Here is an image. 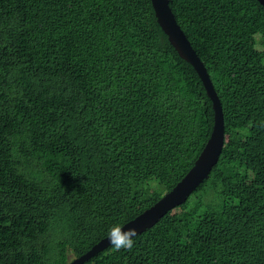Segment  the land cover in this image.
Masks as SVG:
<instances>
[{
    "label": "trees",
    "instance_id": "obj_1",
    "mask_svg": "<svg viewBox=\"0 0 264 264\" xmlns=\"http://www.w3.org/2000/svg\"><path fill=\"white\" fill-rule=\"evenodd\" d=\"M169 1L222 103L225 147L131 249L85 264H264V8ZM213 126L151 0H0V264L86 254L173 190Z\"/></svg>",
    "mask_w": 264,
    "mask_h": 264
},
{
    "label": "water",
    "instance_id": "obj_2",
    "mask_svg": "<svg viewBox=\"0 0 264 264\" xmlns=\"http://www.w3.org/2000/svg\"><path fill=\"white\" fill-rule=\"evenodd\" d=\"M264 8V0H257ZM156 19L162 31L168 37L170 44L177 51L181 59L189 63L200 77L208 97L213 104L214 126L212 134L192 169L173 188L166 193L155 205L147 209L134 220L125 224L124 231L135 229L136 236L153 228L170 211L185 203L191 195L210 177L214 167L218 164L225 147V119L222 103L213 85L210 75L194 50L191 42L178 24L169 0H151ZM135 236V237H136ZM108 237L101 240L89 252L75 258L69 264H85L94 256L110 247Z\"/></svg>",
    "mask_w": 264,
    "mask_h": 264
},
{
    "label": "clouds",
    "instance_id": "obj_3",
    "mask_svg": "<svg viewBox=\"0 0 264 264\" xmlns=\"http://www.w3.org/2000/svg\"><path fill=\"white\" fill-rule=\"evenodd\" d=\"M135 229L124 231L119 225L112 226L108 231V239L111 246L119 251L121 249H131L134 245Z\"/></svg>",
    "mask_w": 264,
    "mask_h": 264
},
{
    "label": "rangeland",
    "instance_id": "obj_4",
    "mask_svg": "<svg viewBox=\"0 0 264 264\" xmlns=\"http://www.w3.org/2000/svg\"><path fill=\"white\" fill-rule=\"evenodd\" d=\"M194 198H195V196L191 200H193ZM71 259H73V258H71Z\"/></svg>",
    "mask_w": 264,
    "mask_h": 264
}]
</instances>
